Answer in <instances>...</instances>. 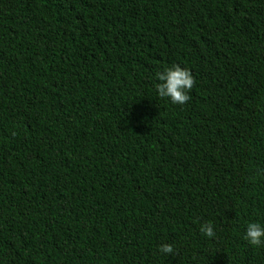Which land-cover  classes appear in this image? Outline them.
Wrapping results in <instances>:
<instances>
[{"label":"trees","instance_id":"1","mask_svg":"<svg viewBox=\"0 0 264 264\" xmlns=\"http://www.w3.org/2000/svg\"><path fill=\"white\" fill-rule=\"evenodd\" d=\"M250 221L264 0H0V264H264Z\"/></svg>","mask_w":264,"mask_h":264},{"label":"clouds","instance_id":"2","mask_svg":"<svg viewBox=\"0 0 264 264\" xmlns=\"http://www.w3.org/2000/svg\"><path fill=\"white\" fill-rule=\"evenodd\" d=\"M156 95L165 98L173 105H184L189 100L188 92L193 85V77L187 68L173 64L155 74ZM200 233L205 238H214L215 232L211 223H203L199 226ZM242 239L251 246L264 244V226L259 222L250 221L246 223ZM157 251L162 254L173 252V246L162 243L157 246Z\"/></svg>","mask_w":264,"mask_h":264}]
</instances>
